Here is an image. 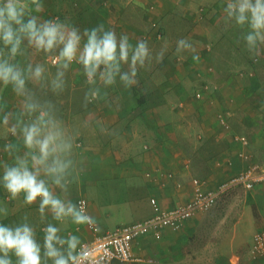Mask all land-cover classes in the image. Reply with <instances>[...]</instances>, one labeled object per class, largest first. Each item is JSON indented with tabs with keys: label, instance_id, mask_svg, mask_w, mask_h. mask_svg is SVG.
<instances>
[{
	"label": "crops",
	"instance_id": "0c3cea01",
	"mask_svg": "<svg viewBox=\"0 0 264 264\" xmlns=\"http://www.w3.org/2000/svg\"><path fill=\"white\" fill-rule=\"evenodd\" d=\"M46 1L43 18L46 7L58 6V14L50 17L68 18L81 30L103 23L118 35L128 34L133 44L147 40L153 56L130 91L117 84L83 108V94L90 86L79 66L73 64L66 73L71 93L50 98L57 116L77 135L80 145L76 151L82 171L78 182L70 186L71 199L87 200V210L101 232L125 224L109 227L116 212L130 214L129 223L148 218L154 212L151 199L160 209L186 203L192 197V178L204 180L206 187L214 189L249 164L264 167V55H249L243 42L238 43L240 30L230 27L226 31L231 34L225 32V0H72L69 5L62 0ZM200 7H204L203 14ZM82 12L86 14L83 19ZM158 26L163 30L159 39ZM225 37L226 42L222 40ZM180 39H186L195 51L177 53ZM168 40H175V47H169ZM165 47L163 61L158 63L156 53ZM26 49L25 56L17 57L18 63L25 57L27 65L35 67L46 60L42 53ZM197 54L198 62L192 58ZM203 81L215 90L198 100L193 93ZM37 92L43 94V89ZM21 99L10 87L0 88V116L4 112L19 115ZM221 116L226 118V127L220 123ZM101 124L110 135L100 132ZM234 135L245 136L247 143L236 141ZM8 142L22 151L19 136L12 137L0 126V161L11 163L4 152ZM55 191L63 195L59 189ZM38 203L39 199L25 205L23 193L11 201L0 186V207L8 210L0 222L16 225L27 217L39 240L41 229L57 222L47 210L41 220ZM59 226L62 235L71 232L80 242L92 236L87 226L78 230L72 224ZM260 230H264V185L256 184L249 190L228 191L211 209L196 213L179 230L162 231L159 240L141 236L133 245L165 264H264V259L250 255L253 234ZM120 263L130 264H108Z\"/></svg>",
	"mask_w": 264,
	"mask_h": 264
},
{
	"label": "clouds",
	"instance_id": "9594fccd",
	"mask_svg": "<svg viewBox=\"0 0 264 264\" xmlns=\"http://www.w3.org/2000/svg\"><path fill=\"white\" fill-rule=\"evenodd\" d=\"M44 11V0H0V88L10 87L16 97L22 98L19 115L4 112L0 116V126L12 137L19 136L22 145L21 151L16 144H5L4 152L11 163L0 161V186L11 201L22 193L25 205L36 204L39 199L41 220L47 210L57 223L46 224L38 240L27 217L16 225L0 222V264H80V238L71 232L62 235L59 225L98 230L87 202H73L69 192L82 171L77 135L57 116L51 101L40 102L27 88L29 81L40 82L44 67L28 64L21 68L17 57L24 54L25 48L50 56L57 69L50 90L57 95L68 87L65 76L70 67L78 65L84 82L90 86L83 94V108L106 96L104 90L117 84L130 91L139 83L140 70L153 60L147 40L133 44L128 34L118 35L103 23L81 30L68 18H43ZM222 12L224 30H240L238 43L243 42L252 58L264 55V0H225ZM166 50L161 48L156 53L158 63ZM184 51L195 50L186 39H180L176 52ZM192 58L197 62L200 59L198 54ZM99 128L101 133L111 134L106 126L101 124ZM56 189L63 195H58ZM7 216V208L0 207V218Z\"/></svg>",
	"mask_w": 264,
	"mask_h": 264
},
{
	"label": "built area",
	"instance_id": "2783aa9c",
	"mask_svg": "<svg viewBox=\"0 0 264 264\" xmlns=\"http://www.w3.org/2000/svg\"><path fill=\"white\" fill-rule=\"evenodd\" d=\"M201 14L204 13L202 7L199 8ZM162 32L158 30L156 37L160 38ZM209 69H212L211 67ZM214 88V87H213ZM212 92L207 83H202L193 96L200 100ZM229 114L228 112H225ZM220 123L226 127L225 116L220 117ZM236 141L245 145V136L234 135ZM188 162L186 161L185 165ZM192 197L186 203L180 204L172 209H160L154 199L151 204L154 212L148 218L140 221L119 224L113 229L101 232L89 229L92 236L80 244V264H108L119 261L126 263L158 262L155 256H148L134 248L133 242L141 236H150L159 240L162 231H177L181 226L198 212H205L211 209L225 193L232 189L242 187L245 190L252 189L256 184L264 185V167L256 163L249 164L242 168L237 174L230 176L226 181L220 183L214 189L206 187L205 182L193 178ZM87 200L79 198V200ZM97 224V223H96ZM251 253L253 258L264 259V230L257 231L252 237Z\"/></svg>",
	"mask_w": 264,
	"mask_h": 264
},
{
	"label": "rangeland",
	"instance_id": "374dc122",
	"mask_svg": "<svg viewBox=\"0 0 264 264\" xmlns=\"http://www.w3.org/2000/svg\"><path fill=\"white\" fill-rule=\"evenodd\" d=\"M62 2L63 3H66V5H69L71 2H72V0H62ZM44 3L45 4H48L49 3V1H46V0H44ZM58 11H60V8L58 7V6H55V5H53L52 7H50V9L48 10V8L46 7V19L47 18H49L50 17V15L53 13L54 14V16H56V14H58ZM86 14H85V12H82V14H80V18L81 19H83L84 18V16H85ZM53 16V17H54ZM60 19L61 20H63L64 18L63 17H60ZM75 23L76 24H78V25H80V26H82L83 24H80V23H78V22H76L75 21ZM157 29L158 30H162L161 29V26H158L157 27ZM220 30V29H219ZM163 31V30H162ZM222 31V30H221ZM225 32H227V34H231V33H229L228 31H226L225 30ZM162 35H163V32H162ZM162 37V36H161ZM160 37V38H161ZM165 37V36H164ZM227 38L233 43V39L231 40L228 36H227ZM157 39H159V38H157ZM164 39V38H163ZM218 39L217 38H215V40H214V42H216ZM224 42H226V37L224 38V39H222ZM169 41V47L170 46H172V45H174L175 44V40H168ZM234 44V43H233ZM176 45V44H175ZM175 45L173 46V47H175ZM173 47H171V48H173ZM27 52V49L25 50L24 49V56H25V53ZM42 57H43V59H44V57H46V60H43V61H41L42 62V66L44 67V69H45V72H44V75H43V78L40 80V82L39 83H35V84H33L34 82H32V81H29L28 82V84H27V88L29 89V91L31 92V93H33L34 94V96H35V98L37 99V100H39L40 102H44V101H50V98H52V97H54V96H56V94H53L52 92H51V90H50V81H51V79H53L54 77H55V74H56V67L55 66H53L52 64H51V57L50 56H46L45 54H43L42 53ZM54 55V54H53ZM19 64H20V66L22 67V68H25L26 66H27V63H26V61H25V57L23 58H20V60H19ZM211 66H209V67H207V69H208V71L209 72H212L213 70L212 69H209ZM212 68V67H211ZM65 79H66V81H67V76H65ZM68 82V81H67ZM30 83H32V84H30ZM203 83H207L209 86H210V88H211V90H212V93L214 92L213 91V85L211 84V83H209L208 81H203ZM41 88V89H40ZM43 89V94H39V92H37L38 90H42ZM37 94H36V93ZM63 93H65V94H70L71 93V89H70V87H69V84H68V87H66V89H65V91L63 92ZM193 179V178H192ZM198 179V178H197ZM198 180H201V179H198ZM201 181H204V180H201ZM205 182V181H204ZM205 185H206V182H205ZM76 186V185H75ZM87 187H89L90 185L89 184H87L86 185ZM92 192H93V189L90 187V188H87V196L90 198V197H92ZM149 211V210H148ZM131 215L130 214H120L119 212H116V214H115V217L112 219V222H111V224H109V227L110 228H112V227H114L115 225L114 224H116V223H118L119 224V222H125V223H129L130 221H131V217H130ZM137 217H139V216H137ZM137 217H135V218H137ZM136 220V219H135ZM109 228V229H110ZM252 246V245H251ZM250 255L252 256V253H251V248H250ZM161 259V258H160ZM121 264V263H120ZM130 264H165L164 262H163V260H159V262H153V263H149V262H143V263H130ZM186 264V263H185Z\"/></svg>",
	"mask_w": 264,
	"mask_h": 264
},
{
	"label": "trees",
	"instance_id": "16d2710c",
	"mask_svg": "<svg viewBox=\"0 0 264 264\" xmlns=\"http://www.w3.org/2000/svg\"><path fill=\"white\" fill-rule=\"evenodd\" d=\"M202 8L204 9V7H202ZM157 31H158V29H157ZM160 31L163 32L162 30H160ZM196 89H197V88H196ZM196 89H195V90H196ZM195 90H194V91H195ZM214 90H215V88H213V91H214ZM193 94H194V93H193ZM257 259H260V258H257Z\"/></svg>",
	"mask_w": 264,
	"mask_h": 264
}]
</instances>
